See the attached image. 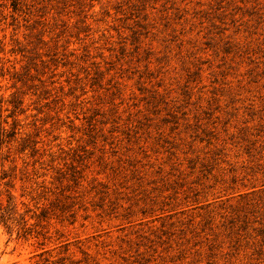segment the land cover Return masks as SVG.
<instances>
[{
    "label": "rangeland",
    "instance_id": "1",
    "mask_svg": "<svg viewBox=\"0 0 264 264\" xmlns=\"http://www.w3.org/2000/svg\"><path fill=\"white\" fill-rule=\"evenodd\" d=\"M0 207V264H264V0H0Z\"/></svg>",
    "mask_w": 264,
    "mask_h": 264
},
{
    "label": "trees",
    "instance_id": "2",
    "mask_svg": "<svg viewBox=\"0 0 264 264\" xmlns=\"http://www.w3.org/2000/svg\"><path fill=\"white\" fill-rule=\"evenodd\" d=\"M2 209V207H0ZM10 216H9V210L7 207L3 208V213L1 214V220L7 224L9 222Z\"/></svg>",
    "mask_w": 264,
    "mask_h": 264
}]
</instances>
